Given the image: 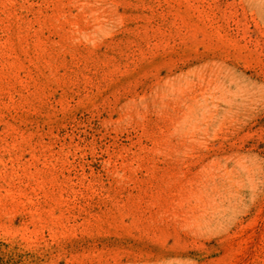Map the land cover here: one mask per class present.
<instances>
[{
	"label": "rangeland",
	"instance_id": "obj_1",
	"mask_svg": "<svg viewBox=\"0 0 264 264\" xmlns=\"http://www.w3.org/2000/svg\"><path fill=\"white\" fill-rule=\"evenodd\" d=\"M0 264H264V0H0Z\"/></svg>",
	"mask_w": 264,
	"mask_h": 264
}]
</instances>
